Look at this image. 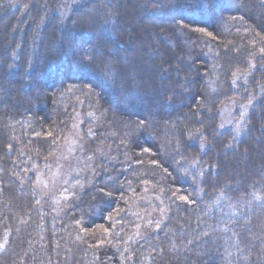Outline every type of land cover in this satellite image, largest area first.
<instances>
[{
  "label": "trees",
  "instance_id": "1",
  "mask_svg": "<svg viewBox=\"0 0 264 264\" xmlns=\"http://www.w3.org/2000/svg\"><path fill=\"white\" fill-rule=\"evenodd\" d=\"M64 17L61 0H0V264H264V0H82ZM256 97L243 133L220 129ZM79 112L94 175L58 216L33 170Z\"/></svg>",
  "mask_w": 264,
  "mask_h": 264
},
{
  "label": "rangeland",
  "instance_id": "2",
  "mask_svg": "<svg viewBox=\"0 0 264 264\" xmlns=\"http://www.w3.org/2000/svg\"><path fill=\"white\" fill-rule=\"evenodd\" d=\"M81 1L61 0V9L65 19L69 17L72 8L80 4ZM258 100L257 97L253 103L234 100L224 107L221 112L222 124L219 126L220 129L232 128L235 129L238 135L243 133L248 114ZM83 116L85 117L86 113L79 112L76 115L70 135L60 146L49 166L36 167L33 170L36 180L35 189L38 196L42 200L52 201L58 216H62L67 211L71 200L84 191L86 183L94 175V159L87 151V144L82 133ZM242 158L237 155L233 159L240 161L242 163L241 167L244 168L245 161ZM165 218L163 209H160L159 214L155 210L150 211L149 216L139 223L134 237L147 238L156 233Z\"/></svg>",
  "mask_w": 264,
  "mask_h": 264
}]
</instances>
